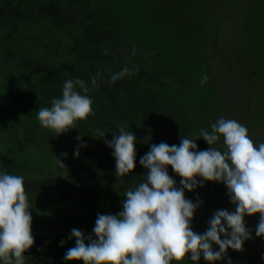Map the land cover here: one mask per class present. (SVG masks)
<instances>
[{
  "label": "trees",
  "instance_id": "1",
  "mask_svg": "<svg viewBox=\"0 0 264 264\" xmlns=\"http://www.w3.org/2000/svg\"><path fill=\"white\" fill-rule=\"evenodd\" d=\"M112 4L108 0H0V171L24 177L35 240L24 253L26 264H61L57 262L56 255L65 264L67 250H63L64 241L73 242L75 246V239H69L70 234L67 233L77 228L85 235L93 234L92 225H87L85 219L92 221L98 214H110L112 210L118 212L126 190L144 179L147 170L139 163L143 151L148 152L151 144L179 145L181 137L196 138L202 126L205 128V119L210 124L214 123V111L206 113L205 105L220 104L221 98L223 102L235 99L234 107L241 105L243 110L251 111L248 109L250 96L259 91L250 89L252 79L242 68L235 66L231 58L229 62L222 61L226 64L222 68L227 72L224 75L233 78V84H225L229 87L226 93L223 85L220 87L222 93L219 89L216 92L205 89L200 93L190 90L182 72H169L166 61L164 64L154 63L155 56L149 51L154 48L139 46L121 34L124 16ZM41 5L46 9L42 16L38 12ZM104 6L117 15H108L106 7V12H99V8ZM44 24H48V28L46 26L45 29ZM110 25L115 30L110 31ZM54 26L68 30L65 35L74 44H78L76 40H84L80 49L84 53L85 69L51 70L53 47L49 45L44 55L40 50L47 41L49 44L56 39ZM107 40L113 51H120L108 61L109 52L103 45ZM136 47L146 48L149 53L146 56L151 64L148 69L132 68L130 61L134 62L145 53L143 49L137 52ZM211 47L215 49L213 45ZM65 49L71 54L69 43ZM131 49L135 50L132 54ZM213 51L221 58L219 49ZM247 55L255 66L264 70V48H249ZM124 68L129 72L111 83V75ZM173 74L174 81L170 76ZM93 76H98L95 87L91 85ZM77 77L85 80L90 88L87 95L93 99V112L86 120L76 122L74 128L57 136L41 127L37 112L41 107H50L53 98L62 96L65 80ZM220 78L218 76L222 83ZM204 84L208 85L207 82ZM231 86L236 88L235 93ZM169 87L180 90L168 92ZM213 95L217 97L216 101H212ZM121 126L137 137L136 167L127 176L117 177L115 162L112 161V165L109 159L114 158L113 150L105 141H110ZM81 143L87 146L80 147L79 156H74V150ZM196 143L199 150L210 147L202 138ZM211 147H216V144ZM65 153L66 156L63 155ZM55 157L63 161L65 168L57 165ZM169 174L179 186L181 177L171 166ZM208 184L209 181L192 192L186 190V198L195 202L196 198L203 196ZM108 196L112 197L109 202ZM94 206H97V215L94 214ZM254 216L245 217L252 239L245 241L240 251L229 248L227 256L216 264H228L229 259L231 264H264V237L255 235L258 222L253 224L251 221L258 216ZM201 221L193 217L191 227L194 232L202 234L207 230L208 221L204 220L205 225ZM214 249L218 250V247ZM184 264L207 262L202 257L198 262L185 260Z\"/></svg>",
  "mask_w": 264,
  "mask_h": 264
},
{
  "label": "clouds",
  "instance_id": "2",
  "mask_svg": "<svg viewBox=\"0 0 264 264\" xmlns=\"http://www.w3.org/2000/svg\"><path fill=\"white\" fill-rule=\"evenodd\" d=\"M128 72L124 68L112 74L110 82ZM98 76L91 78L93 87ZM207 79L205 75L201 84ZM89 91L85 80H65L62 96L53 98L50 107L38 110L41 127L58 136L86 120L93 112ZM210 128H201L194 139L181 137L179 145L151 144L139 160L147 174L126 190L122 211L98 214L91 235L71 229L69 239H75V246L67 249L64 260L82 264H184L185 260L198 262L203 257L207 264H216L227 256L229 248L240 251L245 241L252 239L245 217L257 213L255 235L264 237V142L254 144L247 128L235 119L219 118ZM201 138L210 145L208 149H198L196 141ZM221 139L222 148L211 147ZM137 141L124 126L105 141L113 150L117 177L135 169ZM86 146L81 143L74 156ZM55 161L65 168L63 161L56 157ZM169 166L181 177L179 186L169 174ZM207 181L226 186L235 210L215 211L207 230L200 234L191 224L202 201L186 198L185 191H195ZM30 209L24 177L0 171V264H26L24 253L35 243Z\"/></svg>",
  "mask_w": 264,
  "mask_h": 264
},
{
  "label": "rangeland",
  "instance_id": "3",
  "mask_svg": "<svg viewBox=\"0 0 264 264\" xmlns=\"http://www.w3.org/2000/svg\"><path fill=\"white\" fill-rule=\"evenodd\" d=\"M108 1L113 2L112 5H116L124 16V21H121L123 24L122 30L120 31L121 34L130 39L131 42L137 43L139 46H150L154 48L149 50L155 56L154 63L164 64L166 61L169 72H171V70L175 72V74L182 72L181 74L185 77V81L189 82L188 88L190 90L192 89L200 93L205 89L207 92H216L219 89L222 93L220 87L223 85L225 87L224 93H226L229 87L225 86V84H229V86L231 83L233 84V78L224 75L227 72H224L222 68H225L226 64H222V61L229 62L230 58L233 60L234 65H238L242 68L244 73L250 78L254 79L253 77H256L255 73L262 75L263 78L260 81L262 83H251L253 81H250V89H259V91L253 92V96H250V105L248 109H251V111L244 112L241 105L238 106V108L234 107L236 104L235 99H224L225 102H223L221 96L219 97V99L221 98L220 104L213 102L214 104L212 105V103H208L205 105L206 107L204 110L206 113L209 112V110L214 111V113H212L215 115L213 118L214 122L218 120V117L239 121V123L247 128L249 135L259 138L257 140V145L259 141L264 142V72L261 73L253 70L254 62L250 59L249 55H247L249 48H264V0ZM36 4H39V2ZM105 7L106 6L99 8V12L108 11V15H117V13H111L107 7L105 11ZM38 12L41 16L45 15L46 9L41 5L38 8ZM46 26L48 28V24H44L45 29ZM53 29L56 33V39L50 41L49 44H47V41L40 50V53L44 55L45 52L49 50V45L53 47L52 54L54 60L49 65L52 67L51 70L55 71L61 68L63 71H66L65 69L69 67H73L74 69H85V57L83 56V51L80 49V44H83L84 40H76L78 44H74L72 40L65 35V32L68 30L65 31L63 30L64 28L57 29L56 26H54ZM108 29L110 31L115 30L111 25ZM71 34H74L73 31ZM67 43L70 44L71 54L65 49ZM106 43L107 44L104 43L103 45L106 51L109 52L106 57L108 61L111 56H116V53H120V51H113L110 46H108L110 45L108 40ZM211 45H213L215 49H219L221 58L215 54ZM134 49L137 52L139 49L146 50V48L138 47ZM133 51L131 49V54ZM148 55L149 53L145 51L142 57L137 58V60L140 61H137L136 58L134 62L130 61L133 66L132 68L142 69V71L143 69H148L151 65L149 63L150 61L146 58ZM225 58L228 61H225ZM198 59L200 60L198 61ZM218 64L220 65V69L218 68ZM108 65L115 66L110 63H108ZM139 65L141 67H139ZM216 73H218V75ZM205 75L208 77L206 81L208 85L204 83L201 84V80ZM220 75L222 78H220ZM170 76L172 77L171 80L174 81V74ZM218 76L222 79V83L218 80ZM176 77L178 76L174 78ZM223 77L226 78L223 80ZM174 88L178 89V87ZM231 88L234 89L232 86ZM179 90L180 89L177 91L173 88H168V92L172 93H177ZM232 91L235 93L236 88ZM164 93L166 94V92ZM216 100L217 97L214 96L212 101ZM201 109H203V107ZM227 113L230 116L227 117ZM205 120V128L203 126L202 128L210 131L211 124L208 119ZM256 131H258V133H256ZM222 147L223 143L221 139V141L217 142L216 148ZM144 154L145 152L143 151V155ZM109 159L111 161L110 164L114 165L112 161L115 162V158L111 157ZM208 185L209 187L205 190L203 196L199 199L196 198L195 201H202L194 217L197 221L202 219L201 223L204 225L206 221L210 220L208 218L212 217L217 210H235V206L230 203L227 188L223 183L209 181ZM116 186L120 188L119 185ZM115 191L116 190H114V192ZM208 192L210 195L206 196L205 193ZM111 198L112 197L108 196V202ZM120 203H122V200H120ZM96 208L97 206H94V214L96 213ZM118 208V212L122 211V204L118 206ZM118 212L112 210L110 214H117ZM255 215L258 217L252 219L251 222H253V224L259 221V214L257 213ZM95 218L97 217H94L92 221L85 219L87 225H92L94 228ZM70 247H74L73 242L70 244L65 240L63 243V250L65 251ZM213 247L218 246L213 245ZM56 259L58 263L64 264V262H61L60 256L56 255ZM65 264H82V262H66Z\"/></svg>",
  "mask_w": 264,
  "mask_h": 264
},
{
  "label": "crops",
  "instance_id": "4",
  "mask_svg": "<svg viewBox=\"0 0 264 264\" xmlns=\"http://www.w3.org/2000/svg\"><path fill=\"white\" fill-rule=\"evenodd\" d=\"M210 48V47H209ZM214 50V49H213ZM253 70H255L256 72H261V73H263L264 72V70L260 67H258V66H255L254 64H253ZM255 75H256V77L254 76L253 78L255 79H252L251 81H253L252 83H255V82H260L261 81V79L263 78V76L262 75H260V74H256L255 73ZM237 108H238V106H237ZM244 112H247V111H245L244 110ZM245 115V114H244ZM239 122V121H238ZM258 130V129H257ZM261 130H262V126H261ZM256 133H258V131H256ZM249 137L253 140V142H254V144H256L257 145V140L259 139V138H256V136H254V137H252V135H249ZM261 141H259L258 142V144L260 143ZM253 217V216H252ZM254 217H256V216H254ZM257 218V217H256ZM67 234H71L70 232H68Z\"/></svg>",
  "mask_w": 264,
  "mask_h": 264
}]
</instances>
